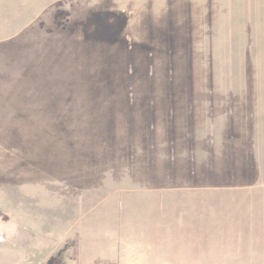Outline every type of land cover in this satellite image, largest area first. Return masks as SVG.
Wrapping results in <instances>:
<instances>
[{
	"label": "rangeland",
	"instance_id": "obj_1",
	"mask_svg": "<svg viewBox=\"0 0 264 264\" xmlns=\"http://www.w3.org/2000/svg\"><path fill=\"white\" fill-rule=\"evenodd\" d=\"M263 183L264 0H0V264H264Z\"/></svg>",
	"mask_w": 264,
	"mask_h": 264
},
{
	"label": "crops",
	"instance_id": "obj_2",
	"mask_svg": "<svg viewBox=\"0 0 264 264\" xmlns=\"http://www.w3.org/2000/svg\"><path fill=\"white\" fill-rule=\"evenodd\" d=\"M213 91V90H210ZM214 92H208L207 95H214ZM232 94V93H231ZM172 101V99H170ZM188 100V99H187ZM213 100H215V98H207V103L210 104H214ZM216 101V100H215ZM226 104H227V93H226ZM215 113V112H213ZM214 114L211 116V118H208L206 121L208 123V125H211V127L214 125V118H213ZM189 118H187L188 120ZM226 123H227V118L225 117ZM207 125V133L208 135H203L202 141L204 142V139H207L206 142L208 143L207 146V150L206 152H204L203 150L200 149H194V151H192L191 153H193V155L188 160H186V166L188 165V167L191 169V171L193 172V174H196V172L204 174V177L201 181H196V182H191L190 184L186 185V186H233V185H227V183L222 184V185H217L215 181H213V179H215V174H216V150L214 145V138L213 135H211L213 133L212 129ZM213 128V127H212ZM211 131V134L209 136V133ZM202 134H205L203 129H202ZM227 133V125H226V132ZM227 136V135H226ZM210 143H211V147H210ZM199 148V146H198ZM174 151H169V160L170 159H175L174 156ZM172 165V164H169ZM258 186V185H256ZM259 186H264L263 184H259Z\"/></svg>",
	"mask_w": 264,
	"mask_h": 264
}]
</instances>
